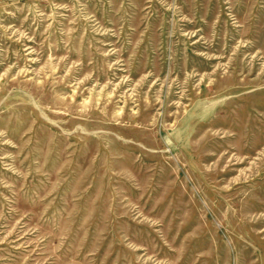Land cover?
<instances>
[{
	"label": "rangeland",
	"instance_id": "obj_1",
	"mask_svg": "<svg viewBox=\"0 0 264 264\" xmlns=\"http://www.w3.org/2000/svg\"><path fill=\"white\" fill-rule=\"evenodd\" d=\"M0 264H264V0H0Z\"/></svg>",
	"mask_w": 264,
	"mask_h": 264
}]
</instances>
